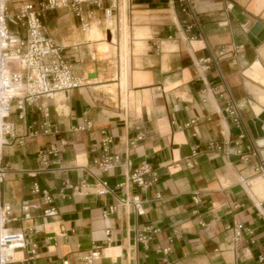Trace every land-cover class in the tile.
<instances>
[{
  "label": "crops",
  "instance_id": "crops-1",
  "mask_svg": "<svg viewBox=\"0 0 264 264\" xmlns=\"http://www.w3.org/2000/svg\"><path fill=\"white\" fill-rule=\"evenodd\" d=\"M109 5L85 7L86 30L70 9L44 15L83 85L22 119L13 107L0 195L24 245L6 264H82L94 251L89 264H264V134L252 123L264 38L250 32L264 0H116L108 17ZM140 168L146 185L131 180Z\"/></svg>",
  "mask_w": 264,
  "mask_h": 264
},
{
  "label": "built area",
  "instance_id": "built-area-1",
  "mask_svg": "<svg viewBox=\"0 0 264 264\" xmlns=\"http://www.w3.org/2000/svg\"><path fill=\"white\" fill-rule=\"evenodd\" d=\"M104 1L110 5L104 9V13L110 17V11L116 7V0H37L26 1L19 5L15 11L10 12L6 0H0V185L7 167L2 162V149L9 144L14 137L13 121L10 120L13 107L19 110L17 117L23 118V109L31 105L47 94L64 92L79 88L83 85L82 80L76 75L72 63L65 55L63 48L49 35L48 29L43 22L46 12L51 10L70 9L79 20L83 29H88L89 12L85 7H101ZM186 2V0H179ZM185 9V7H183ZM209 59H204L207 64ZM39 110L48 112L47 107L38 106ZM229 114H234L232 107L226 108ZM43 133L49 132V125L44 122L40 126ZM110 136H105L101 141L102 154L97 164L102 168L111 165L114 157L109 155ZM208 149L220 150L221 146L209 143ZM54 151L50 147L41 153L43 161L48 153ZM198 149L195 147L191 155L195 156ZM264 173V162L258 167ZM147 170L140 168L131 175V180L139 185H146L142 174ZM107 189L106 184L100 192ZM32 192H42L44 199L51 201L46 190L40 191L36 182L31 184ZM122 202H125L122 200ZM137 213L139 203L133 201ZM26 208V207H24ZM46 215H53L54 208L44 211ZM10 207L1 201L0 195V264H6L13 258L14 251L24 245L22 233L10 230L9 222ZM240 224L235 225L233 240L236 242L241 237ZM34 250H31L33 253ZM97 251L83 257L82 264H89L97 258Z\"/></svg>",
  "mask_w": 264,
  "mask_h": 264
},
{
  "label": "water",
  "instance_id": "water-1",
  "mask_svg": "<svg viewBox=\"0 0 264 264\" xmlns=\"http://www.w3.org/2000/svg\"><path fill=\"white\" fill-rule=\"evenodd\" d=\"M258 29H261L262 31L260 32L259 35H257L258 39H263L264 38V27L260 23H256L250 30L251 33L257 32ZM252 123L257 131L258 135L264 134V111H259L258 115L255 116L252 119Z\"/></svg>",
  "mask_w": 264,
  "mask_h": 264
},
{
  "label": "rangeland",
  "instance_id": "rangeland-1",
  "mask_svg": "<svg viewBox=\"0 0 264 264\" xmlns=\"http://www.w3.org/2000/svg\"><path fill=\"white\" fill-rule=\"evenodd\" d=\"M26 1H37V0H6V4L8 6V10L10 12L15 11L16 8ZM92 7H90L91 9Z\"/></svg>",
  "mask_w": 264,
  "mask_h": 264
}]
</instances>
